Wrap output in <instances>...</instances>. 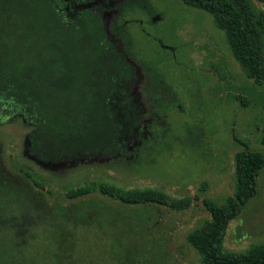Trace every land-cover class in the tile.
Listing matches in <instances>:
<instances>
[{
    "label": "trees",
    "instance_id": "16d2710c",
    "mask_svg": "<svg viewBox=\"0 0 264 264\" xmlns=\"http://www.w3.org/2000/svg\"><path fill=\"white\" fill-rule=\"evenodd\" d=\"M181 1L209 13L246 75L264 81V0ZM133 76L104 30L101 9L67 12L62 0H0V115L20 113L31 122L30 149L39 158L109 150L121 129L111 104L131 114ZM239 145L232 191L220 205L202 198L208 217L185 236L201 264H264L263 244L243 252L222 248L227 224L257 194L264 165L260 151ZM20 174H9L0 162V264H163L150 236L156 211H181L191 202L160 190L90 180L65 190V204H54L45 199L43 184L26 170ZM91 194L119 208L87 198ZM117 221L139 245L137 254L129 247L122 256L96 261L75 256L83 229ZM40 238L45 247L32 253Z\"/></svg>",
    "mask_w": 264,
    "mask_h": 264
},
{
    "label": "rangeland",
    "instance_id": "374dc122",
    "mask_svg": "<svg viewBox=\"0 0 264 264\" xmlns=\"http://www.w3.org/2000/svg\"><path fill=\"white\" fill-rule=\"evenodd\" d=\"M62 5L67 12L74 6L102 8L104 30L133 70L128 89L134 109L129 114L112 102L121 129L109 150L51 159L31 151L32 124L24 115H0L2 166L19 176L28 171L54 204H65V190L90 180L189 197L184 210L159 207L150 236L163 264H201L185 239L208 217L201 199L220 205L232 191L239 141L264 157V81L246 75L209 13L181 0H62ZM87 198L119 208L99 194ZM126 229L117 221L79 230L75 256L96 261L122 256L129 247L137 254L139 245ZM45 243L38 239L32 253ZM256 244L264 245V165L257 194L227 224L222 248L243 252Z\"/></svg>",
    "mask_w": 264,
    "mask_h": 264
},
{
    "label": "flooded vegetation",
    "instance_id": "af4514ba",
    "mask_svg": "<svg viewBox=\"0 0 264 264\" xmlns=\"http://www.w3.org/2000/svg\"><path fill=\"white\" fill-rule=\"evenodd\" d=\"M71 7H72V5H71ZM83 8V7H95V8H99V9H101V14H102V8L99 6V5H93V6H74V9H76V8ZM102 18H103V16H102Z\"/></svg>",
    "mask_w": 264,
    "mask_h": 264
}]
</instances>
